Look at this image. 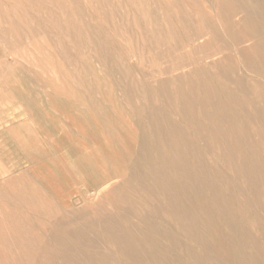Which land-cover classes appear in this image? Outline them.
<instances>
[{
	"label": "rangeland",
	"instance_id": "rangeland-1",
	"mask_svg": "<svg viewBox=\"0 0 264 264\" xmlns=\"http://www.w3.org/2000/svg\"><path fill=\"white\" fill-rule=\"evenodd\" d=\"M263 56L264 0H0V264H264Z\"/></svg>",
	"mask_w": 264,
	"mask_h": 264
},
{
	"label": "bare ground",
	"instance_id": "bare-ground-1",
	"mask_svg": "<svg viewBox=\"0 0 264 264\" xmlns=\"http://www.w3.org/2000/svg\"><path fill=\"white\" fill-rule=\"evenodd\" d=\"M116 1V0H115ZM246 2H247V0H245ZM106 2V1H105ZM114 2V1H113ZM111 3H112V1H111ZM38 4V3H37ZM251 4V3H250ZM72 5V4H71ZM121 5V4H120ZM51 6H52V4H51ZM116 6V5H115ZM71 7V6H70ZM87 7V6H86ZM69 8V7H68ZM96 8H98V7H96ZM38 9V8H37ZM63 9V8H62ZM117 9V8H116ZM150 9V8H149ZM106 10V9H105ZM109 10V9H108ZM111 10V9H110ZM174 11V10H173ZM172 11V12H173ZM26 12V11H25ZM41 12V11H40ZM94 12V11H93ZM157 12H159V11H157ZM186 12V11H185ZM248 12V11H247ZM74 13V12H73ZM120 13V12H119ZM41 14V13H40ZM117 14V13H116ZM6 15V14H5ZM149 15V14H148ZM87 16V15H86ZM108 16V15H107ZM134 16V15H133ZM169 16V15H168ZM187 16H189V15H187ZM57 17V16H56ZM105 17V16H104ZM239 17V16H238ZM48 18V17H47ZM54 18V17H53ZM64 18V17H63ZM122 18V17H121ZM125 18V17H124ZM192 18V17H191ZM61 19V18H60ZM137 19V18H136ZM27 20V19H26ZM89 20V19H88ZM130 20V19H129ZM77 21V20H76ZM189 21V20H188ZM73 22V21H72ZM20 23V22H19ZM113 23V22H112ZM122 23V22H121ZM208 23V22H207ZM174 24V23H173ZM209 24V23H208ZM219 24V23H218ZM54 25H55V23H54ZM53 25V26H54ZM91 25V24H90ZM94 25V24H93ZM125 25V24H124ZM129 25V24H128ZM11 26V25H10ZM35 26V25H34ZM151 26V25H150ZM110 27V26H109ZM156 27V26H155ZM158 29V28H157ZM184 29V28H183ZM2 30V29H1ZM66 30V29H65ZM96 30V29H95ZM188 30V29H187ZM60 31V30H59ZM234 31V30H233ZM172 32V31H171ZM192 32V31H191ZM52 33V32H51ZM76 33H78V32H76ZM196 33V32H195ZM32 34V33H31ZM120 34V33H119ZM197 35H198V33H197ZM200 35V34H199ZM4 36V35H3ZM52 36V35H51ZM130 36V35H129ZM170 36V35H169ZM5 37V36H4ZM84 37H86V36H84ZM135 37V36H134ZM219 37V36H218ZM261 37V36H260ZM48 38V37H47ZM69 38V37H68ZM218 39V38H217ZM57 40V39H56ZM131 40V39H130ZM203 40V39H202ZM71 41V40H70ZM72 42V41H71ZM141 42V41H140ZM114 43V42H113ZM132 43V42H131ZM88 44V43H87ZM106 45V44H105ZM132 45H134V44H132ZM147 45V44H146ZM145 45V46H146ZM170 45V44H169ZM210 45V44H209ZM148 46V45H147ZM243 46V45H242ZM82 47V46H81ZM222 47V46H221ZM69 48V47H68ZM134 48V47H133ZM162 48V47H161ZM85 50V49H84ZM85 52V51H84ZM88 52V51H87ZM144 52V51H143ZM141 53H142V51H141ZM164 53V52H163ZM62 54V53H61ZM144 54V53H143ZM153 54V53H152ZM192 54V53H191ZM196 54V53H195ZM240 54V53H239ZM252 54V53H251ZM130 55V54H129ZM196 55H198V54H196ZM133 57H138V56H136V53L134 54V55H132ZM131 56V57H132ZM141 56H142V54H141ZM199 56V55H198ZM65 57V56H64ZM84 57V56H83ZM130 57V58H131ZM132 57V58H133ZM143 57V56H142ZM188 57V56H187ZM197 57V56H196ZM264 57V56H263ZM95 58V57H94ZM120 58V57H119ZM137 59V58H136ZM140 59H142L141 57H140ZM144 59V58H143ZM142 59V60H143ZM167 59V58H166ZM205 59V58H204ZM241 59V58H240ZM73 60V59H72ZM116 60V59H115ZM134 60V59H133ZM141 60V61H142ZM148 60V59H147ZM194 60V59H193ZM101 61V60H100ZM193 62H195V61H193ZM237 62V61H236ZM235 62V63H236ZM114 63V62H113ZM144 63V62H143ZM150 63V62H149ZM175 63V62H174ZM99 65V64H98ZM252 65V64H251ZM100 66V65H99ZM143 66V65H142ZM100 67H102V66H100ZM226 67V66H225ZM145 68V67H144ZM168 68V67H167ZM58 69V68H57ZM76 69V68H75ZM160 69V68H159ZM181 69V68H180ZM27 70V69H26ZM210 71V70H209ZM76 72V71H75ZM148 74V73H147ZM56 75V74H55ZM86 75V74H85ZM163 75V74H162ZM183 75V74H182ZM193 75V74H192ZM223 76V75H222ZM58 77V76H57ZM85 81V80H84ZM83 82V81H82ZM154 84V83H153ZM136 85V84H135ZM134 86V85H133ZM137 86V85H136ZM158 87V86H157ZM132 88V87H131ZM194 89V88H193ZM137 90V89H136ZM139 92V91H138ZM167 95V94H166ZM167 100V99H166ZM181 105V104H180ZM185 105V104H184ZM222 106V105H221ZM237 107V106H236ZM215 114V113H214ZM97 115V114H96ZM135 115V114H134ZM235 115V114H234ZM215 116V115H214ZM233 116V115H232ZM165 118V117H164ZM176 118V117H175ZM28 119H30V118H28ZM193 119V118H192ZM212 123V122H211ZM218 124V123H217ZM161 125V124H160ZM189 125V124H188ZM191 125V124H190ZM221 126V125H220ZM172 127V126H171ZM235 132V131H234ZM5 133V132H4ZM219 134V133H218ZM9 136V135H8ZM223 136V135H222ZM225 136V135H224ZM183 138V137H182ZM161 139V138H160ZM208 139V138H207ZM237 140V139H236ZM161 144V143H160ZM203 145V144H202ZM223 145V144H222ZM239 145V144H238ZM175 146V145H174ZM188 146V145H187ZM186 146V147H187ZM174 148V147H173ZM218 148V147H217ZM216 148V149H217ZM223 148V147H222ZM152 149V148H151ZM189 149V148H188ZM16 150H18V149H16ZM194 151V150H193ZM197 151V150H196ZM227 151V150H226ZM185 152V151H184ZM15 154V153H14ZM15 157V156H14ZM182 157V156H181ZM259 157V156H258ZM183 158V157H182ZM202 158V157H201ZM231 158V157H230ZM227 159V158H226ZM186 163V162H185ZM37 164V163H36ZM178 164V163H177ZM173 165V164H172ZM240 165V164H239ZM30 167V166H29ZM243 167V166H242ZM236 169V168H235ZM185 170V169H184ZM168 172V171H167ZM197 172V171H196ZM81 173V172H80ZM162 174V173H161ZM246 176V175H245ZM249 178V177H248ZM138 179V178H137ZM213 179V178H212ZM239 180V179H238ZM116 181V180H115ZM165 181V180H164ZM208 181V180H207ZM220 182V181H219ZM246 183V182H245ZM244 183V184H245ZM238 188V187H237ZM4 191V190H3ZM102 191H103V188H102ZM162 191V190H161ZM133 192V191H132ZM140 193V192H139ZM135 195V194H134ZM215 196V195H214ZM143 197V196H142ZM7 202V201H6ZM94 204V203H93ZM125 204V203H124ZM133 204V203H132ZM145 204V203H144ZM240 206V205H239ZM141 208V207H140ZM150 208V207H149ZM105 212V211H104ZM154 213V212H153ZM169 213V212H168ZM139 216V215H138ZM191 216V215H190ZM73 217V216H72ZM121 220V219H120ZM136 220V219H135ZM152 220V219H151ZM158 220V219H157ZM108 222V221H107ZM213 222V221H212ZM88 223V222H87ZM110 224V223H109ZM81 225V224H80ZM121 227V226H120ZM124 229V228H123ZM192 229V228H191ZM136 231V230H135ZM127 232V231H126ZM159 234V233H158ZM92 235V234H91ZM70 238V237H69ZM71 239V238H70ZM152 239V238H151ZM89 240V239H88ZM90 241V240H89ZM141 241V240H140ZM124 247V246H123ZM144 248V247H143ZM71 250V249H70ZM73 250V249H72ZM69 255V254H68ZM76 255V254H75ZM100 257V256H99ZM76 258V257H75ZM63 259V258H62ZM90 260V259H89ZM126 260V259H125ZM55 262V261H54Z\"/></svg>",
	"mask_w": 264,
	"mask_h": 264
}]
</instances>
